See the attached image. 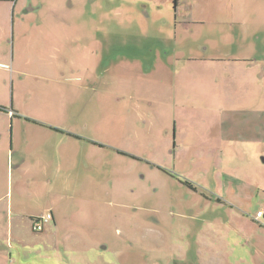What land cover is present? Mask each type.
Masks as SVG:
<instances>
[{
	"label": "rangeland",
	"instance_id": "1",
	"mask_svg": "<svg viewBox=\"0 0 264 264\" xmlns=\"http://www.w3.org/2000/svg\"><path fill=\"white\" fill-rule=\"evenodd\" d=\"M192 3L197 10L219 5ZM159 5L170 9L171 1L1 0V102L14 101L22 116L62 123V130L90 140H72L79 171H64L66 182L54 190L63 209L58 236L35 231L32 217L56 196L47 191L35 202L19 189L16 174L5 179L2 204L14 210L0 218V264L1 249L2 264L9 258L17 264H264V225L254 220L264 210V145L250 139L258 132L254 123L235 119L253 118L246 111L250 92L239 91L242 80L253 78V62L238 58L264 55V0L223 4L205 24L185 11L177 29L157 17ZM227 43L236 49L226 51ZM129 55L134 67L126 75L119 68ZM146 62L153 67L148 72ZM139 66L147 82H137ZM94 77L99 92L88 90ZM255 78L262 93L264 65ZM125 87L133 96L120 91ZM176 95L187 107L175 103ZM207 95L224 115L210 114L200 101ZM114 99L118 106L131 103L117 109L120 119L112 123L108 101ZM207 126L220 148L201 146Z\"/></svg>",
	"mask_w": 264,
	"mask_h": 264
},
{
	"label": "crops",
	"instance_id": "2",
	"mask_svg": "<svg viewBox=\"0 0 264 264\" xmlns=\"http://www.w3.org/2000/svg\"><path fill=\"white\" fill-rule=\"evenodd\" d=\"M113 1V0H110ZM118 1V0H117ZM128 2V0H126ZM171 1V7L170 9L160 6L156 7L159 9L157 13V17H159L160 20L167 19L170 23H174L176 28L181 25V21L184 18H181V14L185 11L189 12L190 15L192 13H195V24H205L207 19H215L216 18V12L219 11V7L223 4H226L227 7H233L234 4H238L240 0H215L219 5L217 7H207L204 6L201 10H197L195 5H193L192 0H170ZM244 1V0H241ZM1 2V0H0ZM98 2V0H96ZM98 6V5H97ZM114 6L111 4L105 8L112 9ZM145 13H148L149 5L145 4L143 5ZM218 8V10H217ZM101 10V7L99 8ZM185 20V19H184ZM183 24H187L186 22H183ZM191 27V24L188 23ZM149 25V23H147ZM133 41V39H131ZM237 40V39H236ZM245 40V39H242ZM241 40V41H242ZM101 44V43H100ZM100 53H101V45H98ZM214 47V46H213ZM236 49V46H230L228 43L226 44L225 50L228 51L230 48ZM218 49L219 47H215ZM171 49L165 48V51H170ZM8 56V54L6 55ZM130 56V55H129ZM241 56V57H240ZM238 60H241L242 62H253L252 69L249 70L248 75L253 74V78H249L247 81L242 80L240 83V90L239 91H248L251 95L250 100V106L246 110L247 116L251 115L253 118L250 119L252 122H246L242 120L239 117H235V119L241 121L242 123H245L248 125L249 123H254V127H257V134L251 136V140H256L257 142L261 143L260 146L264 145V135L262 134V131L264 129V105L262 103V97H264V91H262V80L260 82L257 81L255 78V73L259 70V65H264V55L263 54H242L240 55ZM132 56L130 57H124V59H121V67L119 69H122L123 72L128 75L134 66L130 63ZM208 57H196L195 61H202L204 59H207ZM216 62H223L228 63L229 60H224L223 57H218L217 59H214ZM147 67L144 69L150 71L153 67L149 65V62H146L145 64ZM140 70V66L138 67ZM151 68V69H150ZM182 69V67L180 68ZM183 70V69H182ZM51 71H45V74H49ZM20 73V72H18ZM90 73L89 70H86L83 73L84 79L87 77V74ZM15 75V72H13V76ZM63 76H67L66 71L62 74ZM139 78L137 79V82H143L147 79L143 77L142 70L140 72ZM260 79H262V71L259 73ZM255 78V79H254ZM116 84L117 81L115 80ZM93 86H91V89H88L89 91H96L99 92V89H97L99 84L101 83L100 80L96 79V77L92 80ZM118 85V84H117ZM146 85V84H145ZM261 85V86H260ZM146 85V90H147ZM178 88V85L176 84V89ZM230 88V87H229ZM247 89V90H245ZM264 89V88H263ZM121 92L128 93V96H133V92L129 87H125L124 89L121 88ZM40 92H44V96L46 97V93L48 95V92L45 90H42L40 88ZM46 92V93H45ZM136 92H142V89L138 88L136 89ZM228 93V92H227ZM229 94V98L232 94ZM15 96V94H14ZM209 95L206 96L204 101L208 104V107L210 108V114H217V115H224V112L217 113V109L215 104L217 103L216 99H214V95L210 100L207 101ZM131 102H133L134 98H130ZM142 100V99H139ZM173 100L176 104L182 105L183 107H187L188 103L186 101H180L178 99V95L173 97ZM46 102H48V99H45ZM108 109L109 113H112L113 116H110L109 120L110 122L115 123L113 121L114 119H120L119 116H117V109H125L127 108L126 104H129L131 102L126 103L125 105L118 106V102L116 99L112 101H108ZM150 102H148L149 104ZM153 103V102H152ZM183 103V104H182ZM63 107L66 105V103L62 102ZM153 105V104H149ZM235 105V104H234ZM68 107V106H66ZM94 108H98L97 112L101 111L103 106L98 103L96 105H93ZM246 109V108H245ZM123 111V110H122ZM116 115V116H115ZM82 116V115H81ZM98 118L97 115H93ZM209 120V119H208ZM219 125L221 121H218ZM50 122L43 118H28L24 117L21 114H19V110L16 107V102L13 101L12 105L10 106L8 104H4L1 102V37H0V187L2 190V187H4V181L8 176L13 181V177L16 174V180L18 182L21 181V184H19V189H21L24 193H27V197H30L32 195L36 196L35 202L38 201V199L48 191L50 196L53 194L54 199H48L49 206L45 208L44 212H41L40 214H37L35 218L41 217L46 215L47 213H51L53 218L48 223L51 227L48 229L46 227L48 224L45 225L43 232H53L55 236H58L59 229L62 225V217H63V209L61 205V196L60 191L58 194H54L55 189H61V184L66 182L63 180L62 173L69 169H75L76 171H79L77 169L78 163H77V155L78 153L77 148L74 146V141H80V140H90L89 138L83 137L82 135L79 136L75 133H70L68 131H64L61 128H63L62 123H54L55 126L49 125ZM90 125L96 124V123H88ZM40 125H43L44 127H38ZM174 126L180 129L178 127V122L176 121V118L174 120ZM209 128L208 138L206 140H203L201 143V146H205L208 149H214L220 148V144L215 141V135H211V130L213 128L207 126ZM178 133L176 134V136ZM74 140V141H72ZM177 143V142H176ZM175 143V145H176ZM103 145V144H100ZM180 144L177 143L175 146V149ZM72 146H74L72 148ZM72 154L74 155V158L71 159ZM76 157V158H75ZM85 165V164H84ZM85 168L86 165H85ZM24 173V174H23ZM55 175V176H54ZM22 177L26 178L24 181H22ZM58 188H55L56 185H58ZM4 194L0 193V201H1V211H0V218L2 215L6 213V211H13V206L11 204L7 205L5 207L3 203ZM95 202V201H94ZM27 210H30V206H26ZM262 210V209H261ZM259 210V211H261ZM258 211V212H259ZM257 212V213H258ZM21 212L16 211L17 218L12 220V225L18 227L20 225V222L22 219ZM29 215H32L31 212H29ZM34 219V218H33ZM263 223H264V219ZM259 223V222H258ZM12 228V226H11ZM49 230V231H48ZM106 249V248H104ZM5 250L1 249V264L6 261V257L4 256ZM12 259H8V264H11ZM14 263H16L14 261ZM17 264V263H16Z\"/></svg>",
	"mask_w": 264,
	"mask_h": 264
},
{
	"label": "built area",
	"instance_id": "3",
	"mask_svg": "<svg viewBox=\"0 0 264 264\" xmlns=\"http://www.w3.org/2000/svg\"><path fill=\"white\" fill-rule=\"evenodd\" d=\"M53 216L51 213H47L46 215L37 218L34 220V230L35 231H43L44 227L46 224H48L52 220ZM264 219V210H261L257 213L256 217L254 218L255 221L261 223L264 225L262 222ZM11 264H16L14 261L11 262Z\"/></svg>",
	"mask_w": 264,
	"mask_h": 264
},
{
	"label": "flooded vegetation",
	"instance_id": "4",
	"mask_svg": "<svg viewBox=\"0 0 264 264\" xmlns=\"http://www.w3.org/2000/svg\"><path fill=\"white\" fill-rule=\"evenodd\" d=\"M187 184V186H189L191 189H194V186H192L191 184H188V183H186Z\"/></svg>",
	"mask_w": 264,
	"mask_h": 264
},
{
	"label": "trees",
	"instance_id": "5",
	"mask_svg": "<svg viewBox=\"0 0 264 264\" xmlns=\"http://www.w3.org/2000/svg\"><path fill=\"white\" fill-rule=\"evenodd\" d=\"M35 219H37V218H35ZM33 225H34V223H33Z\"/></svg>",
	"mask_w": 264,
	"mask_h": 264
}]
</instances>
